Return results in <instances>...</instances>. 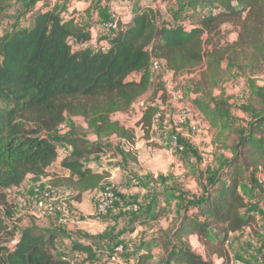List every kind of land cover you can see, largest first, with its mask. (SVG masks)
<instances>
[{"label": "trees", "instance_id": "obj_1", "mask_svg": "<svg viewBox=\"0 0 264 264\" xmlns=\"http://www.w3.org/2000/svg\"><path fill=\"white\" fill-rule=\"evenodd\" d=\"M39 2L43 4L32 11L29 28L12 31L0 43V264H68L55 254V244L71 236L59 229L17 228L9 222L14 212L7 198V191L27 178L37 183L49 177L59 147L49 135L66 116L83 118L98 137L116 136L131 143L133 132L112 121L111 115L128 112L148 93L153 58L164 61L172 76L194 71L204 59L210 70H216L225 56L207 50L205 34L229 20L240 21L244 30L264 25V0H191L197 15L190 29L140 5L128 23L117 21V32L98 39L105 40L108 48L95 51L88 45V30L73 18L62 21L46 10V0H30L33 7ZM133 75H139V80H129ZM256 95L264 102L261 88ZM195 104L197 110H208L204 101ZM214 109L220 115L217 105ZM156 114L153 105L143 111L138 126L144 133L151 130ZM67 146L71 151L60 168L69 175L52 178L48 184L73 191L79 202L106 178L107 174L93 171L87 160L105 149L82 140ZM234 151L233 158L219 164L203 196L187 206L173 234L175 240L197 235L206 248L205 257L183 242L173 243L164 248L167 264H213V257L229 264L223 244L231 234L253 225L255 217L238 189L244 170L253 176L264 173V114L246 132H239ZM147 218V214L134 216L133 224L138 227ZM72 239L71 251L92 259L93 242Z\"/></svg>", "mask_w": 264, "mask_h": 264}, {"label": "rangeland", "instance_id": "obj_2", "mask_svg": "<svg viewBox=\"0 0 264 264\" xmlns=\"http://www.w3.org/2000/svg\"><path fill=\"white\" fill-rule=\"evenodd\" d=\"M47 1H51V10L61 19L75 15L74 20L83 27L96 28L117 18L128 20L139 4L151 6L168 22H179L187 29L197 15L191 0H61V4L58 0ZM41 5L39 2L33 7L30 0H0V43L12 31L29 28L32 11ZM88 6L90 11L84 9ZM203 40L208 51L224 53L225 59L216 70H210L204 59L194 71L177 76L167 71H150V89L143 100L147 106L163 107L164 116L160 118L164 120L153 122L147 134L138 126L143 111L136 102L128 112L111 115L112 121L133 132L131 143L116 136L98 137L83 118L70 116H66L62 125L49 135L59 147L67 146L73 140L97 144L105 152L89 156V164H94V169L107 168L102 171L107 174L106 178L117 169L114 178H105L90 198L95 206L102 186L112 185L117 202L109 214L97 217L93 209L91 215H85L78 207L75 193L62 188L64 203L82 223L77 228L54 224V229L71 236L65 239L66 242L75 237L93 242L92 259L101 264H109L107 253L117 244L124 245L119 264H167L164 248L179 242L205 257L206 248L197 235L186 234L175 240L173 234L187 206L202 197L216 178L219 164L235 155L234 145L239 132H246L254 119L264 114V102L256 95L259 88L264 93V25L244 30L240 21L229 20L211 34H205ZM90 45L94 46L93 43ZM104 45L108 46L107 43ZM129 80L138 81L139 75H133ZM201 101L206 103L207 111L197 110L195 103ZM215 105L220 115L215 111ZM242 107L248 110L243 111ZM183 108L191 110L190 123L196 131L192 132L189 126L178 130L172 126L173 118ZM176 132L181 137L182 152L171 145L170 138ZM48 174L50 178L44 179L47 183L52 178L68 176L60 166L51 167ZM243 181L244 185L240 184L242 188L238 191L244 195L249 210L254 211L255 219L243 234H231L223 244L229 264L236 261L251 263L255 253L264 247V173L253 176L244 170ZM28 187L30 190L31 184ZM197 190L201 192L196 194ZM7 198L12 203L13 194L7 192ZM141 214L148 215L147 221L136 227L134 216ZM188 214L195 215L194 212ZM212 261L222 264L215 257Z\"/></svg>", "mask_w": 264, "mask_h": 264}, {"label": "built area", "instance_id": "obj_3", "mask_svg": "<svg viewBox=\"0 0 264 264\" xmlns=\"http://www.w3.org/2000/svg\"><path fill=\"white\" fill-rule=\"evenodd\" d=\"M101 28L104 32H107V34L115 33L118 30V22L117 20L105 21L101 24ZM75 47L77 46H74V48ZM91 47L95 51H105L108 48L106 45H94ZM149 70L153 73L167 71L164 61L154 58L150 62ZM137 104L142 111H144L147 107V104L143 99L138 101ZM190 121H192L191 110L189 108H183L180 114L173 118L171 124L174 128H176V130L183 126H189V129L194 132L197 128L190 123ZM180 138L181 137H179L177 132L170 138L172 147L178 152H182L183 150L182 146L179 144ZM70 151L71 148L68 146L58 147L56 151L57 160H62L68 156ZM61 190L62 188H56L49 185L46 181H44V179L37 183H32L27 197L17 195L15 199L12 200L11 204L13 205V212L19 208L35 221L41 222L52 218L55 225L58 227L77 228L80 226L82 221L80 218L74 217L70 208L64 203V197L61 195ZM70 195L72 196L73 194L70 193ZM116 202L117 193L115 188L108 183L104 184L95 201V215L97 217H105L114 209ZM16 215V212H14L13 217L10 219L14 220ZM123 252V244L113 246L107 253L109 264H119L121 254ZM62 260L68 264H101V262L88 258V256L82 252L73 251H70L68 254L62 256ZM233 264H264V247L258 253H255L253 262L244 263L236 261Z\"/></svg>", "mask_w": 264, "mask_h": 264}, {"label": "crops", "instance_id": "obj_4", "mask_svg": "<svg viewBox=\"0 0 264 264\" xmlns=\"http://www.w3.org/2000/svg\"><path fill=\"white\" fill-rule=\"evenodd\" d=\"M63 1V0H62ZM88 1H91V0H88ZM104 0H102V2H103ZM157 1V0H156ZM155 1V2H156ZM46 2H47V4H48V6L46 7V10H49V11H51L52 13H54L52 10H51V8H50V6H51V1L50 2H48L47 0H46ZM42 4H43V2H42ZM58 4H61V0H58ZM77 5V4H76ZM140 5H142V4H139L138 5V7L140 6ZM42 6V5H41ZM40 6V7H41ZM79 7V6H78ZM138 7H137V9H138ZM150 9H152V7L151 6H148ZM82 9H83V7H82ZM84 9H87V10H89L90 8H89V6H88V8H84ZM87 10H86V13H87ZM152 10H155V9H152ZM90 11V10H89ZM137 12V10L136 11H134L131 15H130V17H129V19L127 20V18H125L126 20L124 21V20H120V19H118L117 18V20L118 21H120V22H122V23H128L129 22V20L131 19V17L133 16V14L134 13H136ZM55 14V13H54ZM57 15V14H56ZM57 16H59V15H57ZM60 17V16H59ZM74 17H75V15H72L71 17H69V18H66V19H61L62 21L63 20H67V19H70V18H73L74 19ZM75 23H76V21H75ZM77 24V23H76ZM80 27H82L84 30H88L89 32H90V35H91V40H90V42L88 43V45L89 46H92V45H90V44H94V45H104L105 43H107L105 40H100V41H98V39L99 38H101V37H103V36H107L108 34H106V33H104L103 32V30H102V28H101V24H99L96 28L95 27H90V25L88 26V27H83V26H81V25H79ZM81 47V46H80ZM79 47V48H80ZM83 47V46H82ZM161 107V106H160ZM159 106H157L156 108H157V114L155 115V117H154V120H153V122H161V120H164V118H160V116H164V114L161 112L162 111V109L164 110V108L162 107V108H160ZM161 124V123H160ZM166 156V158H168V160L169 159H171V157L170 156H168V155H165ZM113 161V160H112ZM60 162H61V160H57L53 165H52V167H56V166H60ZM111 162V161H110ZM89 166H90V168L93 170V171H95V172H98V173H102V171L104 170V171H107V168H102V170H100V169H98V168H95L94 169V164H89ZM115 171H117V169H115ZM115 171H114V173H112L111 175H110V177H108V178H106V179H113L114 178V174H115ZM68 173V172H67ZM69 175V174H68ZM50 177H48V178H46L45 180H48ZM244 182V181H243ZM243 182L241 183V185H244L243 184ZM30 184H32L31 182H29V178H27L25 181H24V183L20 186V187H18V188H16V189H12V190H8L7 192L8 193H12L13 194V198H12V200L13 199H15V197L17 196V195H22V196H24V197H27L28 195H29V185ZM240 188H242L241 186H240ZM96 191L97 190H95V191H93V192H87V193H84L83 195H82V197H81V200L79 201V203H78V207H79V209H80V211L81 212H83L85 215H91L90 213L93 211V209H94V211H95V206H92V203H91V200H90V198H91V194H95L96 193ZM201 192V190H197L196 191V194L197 193H200ZM242 194V193H241ZM243 195V194H242ZM16 209V208H15ZM248 210H249V207H248ZM250 211V210H249ZM14 212H16V217H15V219L14 220H9V222L10 223H12L13 225H15L17 228H19V229H25V228H37V229H39V230H41V231H48V230H52V229H54V220L51 218V219H46V220H43V221H41V222H38V221H35L34 219H32L31 217H29L23 210H21V209H19V208H17L16 210H14ZM252 213H253V215H254V211H251ZM254 217H255V215H254ZM256 222H258V219L256 218ZM33 223V224H32ZM31 226V227H30ZM250 227H248L247 229H249ZM245 229L246 228H244V229H242L241 231H238V232H236V233H234V235L235 234H243L244 232H245ZM65 239H67V238H60V239H58L57 241H56V244H55V246H56V248H57V251H55V254L56 255H59V256H63V255H66V254H68L70 251H71V246H72V243H73V239H71V242H66L65 241ZM80 240V239H79ZM62 241V242H61ZM94 249V248H93Z\"/></svg>", "mask_w": 264, "mask_h": 264}, {"label": "water", "instance_id": "obj_5", "mask_svg": "<svg viewBox=\"0 0 264 264\" xmlns=\"http://www.w3.org/2000/svg\"><path fill=\"white\" fill-rule=\"evenodd\" d=\"M12 245V244H11Z\"/></svg>", "mask_w": 264, "mask_h": 264}]
</instances>
